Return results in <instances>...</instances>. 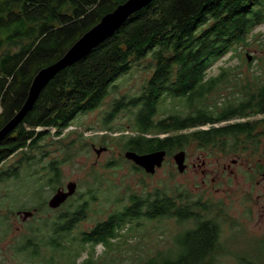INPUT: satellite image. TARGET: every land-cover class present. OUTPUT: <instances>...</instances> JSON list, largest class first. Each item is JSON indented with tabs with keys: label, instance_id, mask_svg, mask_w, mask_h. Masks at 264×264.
Instances as JSON below:
<instances>
[{
	"label": "trees",
	"instance_id": "trees-1",
	"mask_svg": "<svg viewBox=\"0 0 264 264\" xmlns=\"http://www.w3.org/2000/svg\"><path fill=\"white\" fill-rule=\"evenodd\" d=\"M126 1L0 0V130L26 102L38 72L61 59L82 35ZM261 26L264 0H154L43 89L23 122L0 142V182L20 178L22 170L47 158L48 145L43 143L52 134L37 129H55L59 141L52 144H59L56 150L65 151L64 158L51 159L42 167L43 178L38 170L30 173L36 182L31 198L37 201L31 212L40 215L43 188L57 190L62 185V165L76 157L78 143L81 148L89 145L77 140L65 143L70 136L69 132L62 136L65 130L78 115L97 110L119 92V78L140 66L151 77L137 95L116 100L105 119L103 147L117 143L122 150L120 161L107 162L105 168L120 166L124 159L135 172L150 177L124 153L165 150L170 158L179 151L187 155L186 149L193 147L247 163L252 159L254 173H263L264 58L255 56L257 65H253L237 54L241 65L222 67L217 76L208 77L209 70L238 49L257 45L264 53L263 34L257 35L259 41L254 35ZM244 64L252 71L242 72ZM167 100L179 101L181 110L159 118ZM124 110L133 113L132 128L129 134L112 137L124 128H114L110 118ZM79 138L84 140V133ZM14 156L20 158L1 169ZM90 177L100 182L95 171ZM78 194L77 190L74 198L52 210L57 211L52 213L55 216H44L33 227L24 224L25 236L17 247L11 246L9 262L18 255L27 257L21 261L28 264H223L233 255L234 264H264L262 242L255 241V247L239 253L222 247L218 221L222 206L212 198L187 189L135 194L127 205L85 230L81 224L96 196L94 190L90 199ZM18 209L10 207L9 216L18 215ZM2 218L6 224V217ZM162 220L178 227L170 247H143L141 240H135L144 221ZM11 230L9 224L4 239Z\"/></svg>",
	"mask_w": 264,
	"mask_h": 264
},
{
	"label": "rangeland",
	"instance_id": "rangeland-1",
	"mask_svg": "<svg viewBox=\"0 0 264 264\" xmlns=\"http://www.w3.org/2000/svg\"><path fill=\"white\" fill-rule=\"evenodd\" d=\"M259 33L263 34L261 38L264 42V26L259 27L254 33L258 41L260 37L257 35ZM246 53H250L253 58L255 56L264 58V53L260 52L257 45H253L251 48L238 49L237 52L229 54L209 70L208 77L217 76L222 67L231 69L241 65L242 62L236 55L243 54L246 59ZM247 63L249 62L247 61ZM250 63L257 65L255 60ZM241 70L242 72L252 71L249 70L246 64ZM151 75V72L140 66L134 69L133 73L119 78V92L112 93L97 110L78 115L73 126L65 131L66 134L69 132L67 136L70 135L69 137L66 136L65 143L77 140L89 144L81 148L80 143H78L76 157L62 165V185L57 186L58 189L65 188L69 182H76L78 184V195L87 199L91 198L89 193L95 191L96 199L91 202L88 209V219L81 224V227L85 230L92 228L96 222L105 219L115 210L127 205L132 195L143 196L155 190L173 193L177 189H187L194 195H204V199L212 198L216 203L221 204L222 213L218 221L222 230L220 239L222 247H226L230 253L249 251L253 248V245L256 246L255 241L262 242L264 247V182L261 180L264 179V172L254 173L255 163L252 159L247 163L239 157L225 156L219 152L210 153L206 150H196L191 147L189 150L186 149V164L188 167L183 173L178 172L172 156L170 158L166 157L162 167L157 169L154 175L149 174L150 177L135 172L124 159L119 164L120 166L105 168L107 162L120 161L122 152L121 146L117 143H110L111 151L104 152L100 156L94 151L95 148L104 146L101 138L103 134H106L103 129L105 119H108L110 113L113 112V104L116 100L125 95H137L144 81L150 78ZM176 110H181L179 101L167 100L160 107L158 117H166ZM133 120V113L128 110L122 111L119 115L117 114L115 118H110L109 124L114 128H124V132L112 134V137L129 134L128 130L132 128ZM48 131L53 134L52 129ZM81 133H84V140L79 138ZM132 134L135 133L132 132ZM52 140L59 141L56 135L47 137L43 144L48 145L45 148L48 151V157L41 161L39 165H34L28 170H22L20 178L16 180L10 179L0 182V247H6L9 256L12 251L11 246L17 247L19 245L20 238L25 236L27 226L33 227L39 224V220L44 216L57 212L48 207V201L57 190L52 191L51 188L44 187L41 198V201L44 202V209H42L40 215L38 213L36 217L33 216L25 222L22 221L19 215L12 214L11 217L9 216L10 207L14 210V208L18 209L24 205L26 211H32L37 205V201L31 198V194L35 193L34 183L36 182L30 173L38 170L37 175L43 178L42 167L47 166L51 159L64 158L65 151L56 150L59 144H52ZM37 155L39 154L37 153ZM19 158L20 156L12 157L11 160L1 166V169L11 166ZM92 171L100 176V182H94L93 178L90 177ZM259 182L260 185H258ZM36 189H38V186H36ZM70 202L72 201L70 200ZM18 212H23V209L15 210V214ZM55 214L57 213L52 215L55 216ZM3 216L6 217V224L3 221ZM9 224L12 226V230L11 233H8V237L4 239L3 234ZM23 224L26 227L22 226ZM143 224L135 239L136 241L141 240L140 243L143 247H170L173 244L178 227L172 221H144ZM17 239L19 240L17 241ZM98 251L101 252L102 248H98ZM23 258L27 257L17 255L15 258L13 256L11 262L7 260L6 263L28 264L22 262ZM234 263H236V260L233 255L223 259V264Z\"/></svg>",
	"mask_w": 264,
	"mask_h": 264
},
{
	"label": "water",
	"instance_id": "water-1",
	"mask_svg": "<svg viewBox=\"0 0 264 264\" xmlns=\"http://www.w3.org/2000/svg\"><path fill=\"white\" fill-rule=\"evenodd\" d=\"M154 0H127L120 4L113 12L105 15L100 23L87 31L82 37L65 53V55L55 63L41 69L34 77L28 97L22 108L15 116L0 130V142L10 135L23 122L27 114L33 109L39 95L43 89L61 72L64 71L81 59L86 57L93 49L100 45L104 40L114 34L124 22L138 11L147 7ZM246 60L250 63L253 56L246 53ZM108 150L107 147L95 148L98 156ZM167 157V151L158 150L147 154H137L133 151H126L124 158L136 166L142 168L146 174L154 175L160 169ZM173 161L179 173L185 172L187 155L185 151H179L173 156ZM236 163V162H234ZM204 164V163H203ZM264 176V175H263ZM78 190L76 182H69L65 188H59L48 201V207L52 210L60 208ZM35 212H18L22 221L25 222L34 216Z\"/></svg>",
	"mask_w": 264,
	"mask_h": 264
},
{
	"label": "flooded vegetation",
	"instance_id": "flooded-vegetation-1",
	"mask_svg": "<svg viewBox=\"0 0 264 264\" xmlns=\"http://www.w3.org/2000/svg\"><path fill=\"white\" fill-rule=\"evenodd\" d=\"M109 151H111V150L108 149L106 152H109ZM261 180L264 182V179H261ZM258 185H260V182L258 183ZM263 190H264V186H263ZM22 226H24V224ZM6 255H7V258H6ZM9 257L10 256L8 255V252L6 250V247H0V264H6V259L8 260Z\"/></svg>",
	"mask_w": 264,
	"mask_h": 264
},
{
	"label": "built area",
	"instance_id": "built-area-1",
	"mask_svg": "<svg viewBox=\"0 0 264 264\" xmlns=\"http://www.w3.org/2000/svg\"><path fill=\"white\" fill-rule=\"evenodd\" d=\"M44 130H49V129H43V128H41V127L37 129V131H44ZM66 130H67V129H66ZM66 130H65V131H66ZM52 133H53L52 135H55V134H56V130H55V129H52ZM65 134H66V133L64 132V135H65ZM62 136H63V135H62Z\"/></svg>",
	"mask_w": 264,
	"mask_h": 264
}]
</instances>
